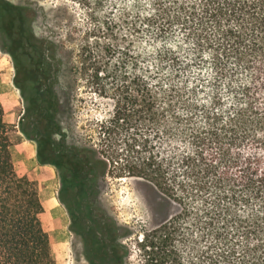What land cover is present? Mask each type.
Wrapping results in <instances>:
<instances>
[{
  "label": "clouds",
  "instance_id": "obj_1",
  "mask_svg": "<svg viewBox=\"0 0 264 264\" xmlns=\"http://www.w3.org/2000/svg\"><path fill=\"white\" fill-rule=\"evenodd\" d=\"M236 2L74 0L83 22L73 18L59 29L77 64L88 50L114 97L103 124L117 116L115 87L137 96L139 86V95L151 96V113L122 130L114 148L158 173L156 183L168 195L148 185L152 196L137 181L140 203L133 212L146 213L157 228H171L175 264H264V131L232 142L241 134L237 118L247 108L244 89L253 72L236 56H221L229 33L264 52V31L254 30L256 22L245 13L209 18L216 7ZM239 5L264 9V0ZM164 9L170 24L161 32L151 21ZM191 12L196 16L185 22Z\"/></svg>",
  "mask_w": 264,
  "mask_h": 264
},
{
  "label": "trees",
  "instance_id": "obj_2",
  "mask_svg": "<svg viewBox=\"0 0 264 264\" xmlns=\"http://www.w3.org/2000/svg\"><path fill=\"white\" fill-rule=\"evenodd\" d=\"M212 3L213 0H209V4ZM238 3L239 0L227 7H216L210 11L209 18L215 21L218 17L245 13L256 22L254 30L264 31L261 28L264 18L259 14L264 9L258 6L246 9L244 5L237 6ZM168 15L169 10L164 9L151 23L157 24L163 32L170 24ZM195 16V12L189 13L185 22ZM31 23L32 13L28 8L0 0V47L12 59L15 68L13 83L24 100L18 128L35 141L38 161L58 167L62 186L71 180L85 179L94 172L100 176L140 177L167 196V192L156 183L158 173L151 166H135L131 159L115 150L116 142L96 148L78 146L65 139L59 119L61 61L50 42L34 35ZM229 35L231 42L221 56H236L243 61L245 69L253 72L252 85L244 89L247 108L237 118L241 134L233 136L234 143L247 140L254 131H264V116L260 115L264 113V52L257 46H250L249 50L244 46V39L232 33ZM133 84L138 85V82L133 81ZM115 89L121 100L116 119L109 122L110 126L118 129L123 126L125 129L151 113V96L146 91L139 95V86L135 88L137 96H132L128 87ZM213 136L215 138V134ZM15 137L16 126L6 119L5 108L0 102V264H56L47 229L48 215L38 182L26 171L18 172L12 159L11 147ZM207 142L202 140V143ZM128 148L131 155L134 149L131 144ZM171 236V228L166 227L144 232L137 241L143 257L140 264H175V256L170 249Z\"/></svg>",
  "mask_w": 264,
  "mask_h": 264
},
{
  "label": "rangeland",
  "instance_id": "obj_3",
  "mask_svg": "<svg viewBox=\"0 0 264 264\" xmlns=\"http://www.w3.org/2000/svg\"><path fill=\"white\" fill-rule=\"evenodd\" d=\"M8 1L29 9L34 35L57 50L61 61L59 119L65 139L78 146L96 148L115 143L124 129L102 123L114 97L101 83L96 62L85 49L77 64L68 44L59 39V29L73 18L83 22L74 0ZM90 68L95 69L94 75L89 73ZM14 76L12 59L0 47V102L6 119L16 126L12 159L18 172L26 171L38 182L56 264H140L143 257L137 241L156 227L146 219V213L133 212L140 203L136 182H141L152 196L155 194L147 186L156 187L140 177L100 176L94 172L62 186L58 167L40 163L35 141L18 128L24 100L13 83Z\"/></svg>",
  "mask_w": 264,
  "mask_h": 264
},
{
  "label": "snow or ice",
  "instance_id": "obj_4",
  "mask_svg": "<svg viewBox=\"0 0 264 264\" xmlns=\"http://www.w3.org/2000/svg\"><path fill=\"white\" fill-rule=\"evenodd\" d=\"M142 188L144 187V186H141Z\"/></svg>",
  "mask_w": 264,
  "mask_h": 264
}]
</instances>
